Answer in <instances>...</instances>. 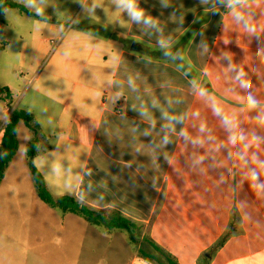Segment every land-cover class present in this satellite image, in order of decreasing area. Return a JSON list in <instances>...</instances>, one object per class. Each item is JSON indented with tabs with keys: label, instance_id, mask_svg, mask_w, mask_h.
Returning a JSON list of instances; mask_svg holds the SVG:
<instances>
[{
	"label": "crops",
	"instance_id": "crops-1",
	"mask_svg": "<svg viewBox=\"0 0 264 264\" xmlns=\"http://www.w3.org/2000/svg\"><path fill=\"white\" fill-rule=\"evenodd\" d=\"M11 1L29 10V0ZM41 2L50 28L72 23L41 82L12 101L49 147L32 162L54 198L123 215L141 243L29 197L28 133L0 182L13 173L15 188L0 190V264H159L139 252L152 254L146 239L176 264H264V192L245 176L256 168L264 182L252 162L264 161V0H135L140 21L120 0ZM1 102L0 137L10 112ZM233 134L245 139L233 144ZM115 235L128 245L110 247Z\"/></svg>",
	"mask_w": 264,
	"mask_h": 264
},
{
	"label": "rangeland",
	"instance_id": "rangeland-1",
	"mask_svg": "<svg viewBox=\"0 0 264 264\" xmlns=\"http://www.w3.org/2000/svg\"><path fill=\"white\" fill-rule=\"evenodd\" d=\"M30 9H37L39 15L42 16L28 15L19 9L13 8L7 10L4 15L0 13V85L6 86L9 89L13 102L27 96L29 97V87L32 85L33 79L38 77V82H41L54 57L62 50L70 37V35L65 34L64 28L67 23H72L71 20L63 24L55 22L56 27L52 29L50 28L52 21L48 20V15H51V12L42 4L41 0H37L36 4L34 1L31 2L29 0V11H31ZM54 15L58 14L55 13ZM0 106L4 107L3 102L0 103ZM22 129L25 130V133L19 132L18 134L20 148L27 141L25 134L29 133L33 135L27 128L22 127ZM21 171L22 169L19 167L17 170L14 169L13 172L20 173ZM12 176L13 173H10L8 179L1 187L3 192L7 191L8 187L15 186L13 183H9L14 179ZM33 191L35 192L36 190L29 171V197L31 198L34 196ZM37 200L39 202V199ZM84 222L88 225L86 221ZM88 226L90 227L87 230L92 231L91 228H98L99 230L98 226L90 224ZM47 230L52 231V228H46ZM121 231L122 234L128 236L126 230ZM141 232V229L137 230L136 242L128 239L129 242L135 246L139 245L141 243ZM86 235V245H88L92 242L89 239L92 237L88 236L89 233H86ZM119 236L121 235L112 236L111 243L109 244L110 247L116 249L122 245H128V242L121 240ZM116 255L113 254V256ZM123 255L126 256V254Z\"/></svg>",
	"mask_w": 264,
	"mask_h": 264
},
{
	"label": "trees",
	"instance_id": "trees-1",
	"mask_svg": "<svg viewBox=\"0 0 264 264\" xmlns=\"http://www.w3.org/2000/svg\"><path fill=\"white\" fill-rule=\"evenodd\" d=\"M17 8L28 15L37 16L30 12L25 6L11 0H2L0 2V12L6 9ZM104 37L115 39V36L108 33H103ZM157 55H162L158 52ZM0 101H5L10 108L9 115L5 124L2 127L0 137V182L5 176V169L18 150L17 129L18 124H23L29 131L33 133V137L25 145V156L28 159V168L31 173L36 195L38 199L45 205L58 210L62 213H74L81 216L88 224L92 226H103L105 231L113 229L126 230L129 233V238L132 242H136L137 224L123 215L113 212L106 214L104 211L95 210L81 204L74 196L62 195L54 198L44 185L43 178L38 169L34 166L32 159L39 153H44L48 150V145L45 142V136L41 131L39 123L35 116L24 109L12 107V94L6 86L0 85ZM146 241L152 248V254H147L139 250L147 259L154 260L161 264H176L172 257L167 255L164 250L150 240Z\"/></svg>",
	"mask_w": 264,
	"mask_h": 264
},
{
	"label": "clouds",
	"instance_id": "clouds-1",
	"mask_svg": "<svg viewBox=\"0 0 264 264\" xmlns=\"http://www.w3.org/2000/svg\"><path fill=\"white\" fill-rule=\"evenodd\" d=\"M243 2H244V0H228L229 7H235L236 5H241V4H243ZM120 3H122L128 9L129 15L131 16V18L133 20L140 21L141 19H144V13H143V11L137 9L136 4H135V0H120ZM236 19L240 22H243L245 24V27H249L251 31H253V32L255 31L254 28H251V26L248 24L246 18L243 15L236 13ZM144 22L145 23H151V19L150 18L145 19ZM243 75H244L243 72H240L238 74V78L242 77ZM241 84H242V87H246V88L250 87V85H248L247 83H245L243 81H241ZM248 106L250 108H253V109L256 108V106H257V101L252 97L251 94H249V96H248ZM215 111L219 115L221 110L219 108H217V109H215ZM165 116H167V114H165ZM168 119L177 120L176 117H168ZM261 119L264 120V117H261ZM224 122L230 128L235 127V125L232 123V121L228 117H224ZM201 130L203 131V129H201ZM237 139H239L240 141H243L245 139V137L242 135L237 137V135H235V134H233L230 137V140L233 144H235L237 142ZM167 142H168V140H167V138H165V143H167ZM245 147H247V145H245ZM229 155H231V154H229ZM241 159H243V160H245V162H247L246 156H241ZM252 162H253V164L258 165L259 167L264 168V161L258 160L255 156L252 157ZM245 176L250 181L251 186L254 189H257L260 192H264V182H261L259 180V173H258L256 168H252L249 172L245 173Z\"/></svg>",
	"mask_w": 264,
	"mask_h": 264
}]
</instances>
